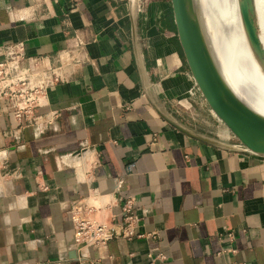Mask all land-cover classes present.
<instances>
[{
    "label": "crops",
    "instance_id": "obj_1",
    "mask_svg": "<svg viewBox=\"0 0 264 264\" xmlns=\"http://www.w3.org/2000/svg\"><path fill=\"white\" fill-rule=\"evenodd\" d=\"M18 43L68 79L53 123L0 141V264H264V156L202 96L170 0H0ZM127 200L139 236L75 246V203L121 233Z\"/></svg>",
    "mask_w": 264,
    "mask_h": 264
},
{
    "label": "built area",
    "instance_id": "obj_2",
    "mask_svg": "<svg viewBox=\"0 0 264 264\" xmlns=\"http://www.w3.org/2000/svg\"><path fill=\"white\" fill-rule=\"evenodd\" d=\"M131 11L139 7L129 0ZM82 44L69 50L68 64L75 65L83 62ZM59 56V66H52L39 58L29 59L26 46L23 43L0 47V141L9 136L18 139L20 131L26 127L38 124H51L59 112H47L48 91L54 86L65 83V62ZM12 130V132H11ZM248 151V150H247ZM92 211L82 203H75L70 210V217L75 228V246L95 247L119 237L132 238L139 236L135 233L134 225L138 218L134 213L132 200H127L123 208V230L117 232L111 224H104L84 216Z\"/></svg>",
    "mask_w": 264,
    "mask_h": 264
},
{
    "label": "water",
    "instance_id": "obj_3",
    "mask_svg": "<svg viewBox=\"0 0 264 264\" xmlns=\"http://www.w3.org/2000/svg\"><path fill=\"white\" fill-rule=\"evenodd\" d=\"M183 54L207 104L230 133L251 153L264 156V118L247 107L226 83L210 51L195 0H170ZM250 44L264 63L254 0H240Z\"/></svg>",
    "mask_w": 264,
    "mask_h": 264
},
{
    "label": "bare ground",
    "instance_id": "obj_4",
    "mask_svg": "<svg viewBox=\"0 0 264 264\" xmlns=\"http://www.w3.org/2000/svg\"><path fill=\"white\" fill-rule=\"evenodd\" d=\"M208 46L234 94L264 118V63L255 55L243 23L240 0H195ZM264 47V0H254Z\"/></svg>",
    "mask_w": 264,
    "mask_h": 264
},
{
    "label": "rangeland",
    "instance_id": "obj_5",
    "mask_svg": "<svg viewBox=\"0 0 264 264\" xmlns=\"http://www.w3.org/2000/svg\"><path fill=\"white\" fill-rule=\"evenodd\" d=\"M196 84V83H195ZM197 86V85H196Z\"/></svg>",
    "mask_w": 264,
    "mask_h": 264
}]
</instances>
